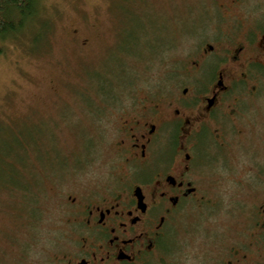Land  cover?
I'll use <instances>...</instances> for the list:
<instances>
[{
	"label": "flooded vegetation",
	"instance_id": "af4514ba",
	"mask_svg": "<svg viewBox=\"0 0 264 264\" xmlns=\"http://www.w3.org/2000/svg\"><path fill=\"white\" fill-rule=\"evenodd\" d=\"M211 2L184 52L139 60L153 83L116 116L110 167L43 173L59 222L37 264H264V0Z\"/></svg>",
	"mask_w": 264,
	"mask_h": 264
},
{
	"label": "rangeland",
	"instance_id": "374dc122",
	"mask_svg": "<svg viewBox=\"0 0 264 264\" xmlns=\"http://www.w3.org/2000/svg\"><path fill=\"white\" fill-rule=\"evenodd\" d=\"M210 8L211 0H42L35 24L0 39V264L50 257L59 213L43 173L69 163L108 169L116 116L153 83L139 60L184 52ZM89 90L109 97L102 124Z\"/></svg>",
	"mask_w": 264,
	"mask_h": 264
},
{
	"label": "trees",
	"instance_id": "16d2710c",
	"mask_svg": "<svg viewBox=\"0 0 264 264\" xmlns=\"http://www.w3.org/2000/svg\"><path fill=\"white\" fill-rule=\"evenodd\" d=\"M42 0H0V39L35 24Z\"/></svg>",
	"mask_w": 264,
	"mask_h": 264
}]
</instances>
